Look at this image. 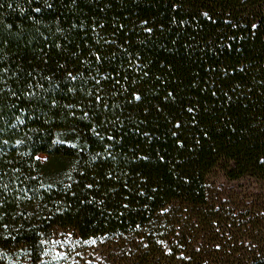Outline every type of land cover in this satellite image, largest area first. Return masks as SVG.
<instances>
[{"label": "trees", "instance_id": "1", "mask_svg": "<svg viewBox=\"0 0 264 264\" xmlns=\"http://www.w3.org/2000/svg\"><path fill=\"white\" fill-rule=\"evenodd\" d=\"M47 2L0 0V264H264V0Z\"/></svg>", "mask_w": 264, "mask_h": 264}, {"label": "snow or ice", "instance_id": "2", "mask_svg": "<svg viewBox=\"0 0 264 264\" xmlns=\"http://www.w3.org/2000/svg\"><path fill=\"white\" fill-rule=\"evenodd\" d=\"M28 2L31 3L32 0H28ZM73 3H75V0H73ZM45 5L48 8H51L52 7V4L48 3L47 0H45ZM0 6H2V5H0ZM9 7H11V5H9ZM179 7H180L179 4H173V8H179ZM40 10H41L40 8L34 9V11H36V12H39ZM202 15L205 16V17H207L209 20H211V17L209 16V13L208 12L205 11V12L202 13ZM141 23H142V25H147L148 21L145 20V21H142ZM181 23H183V21H181ZM258 27L259 26L256 23H253L251 25V28L252 29H258ZM143 30L145 32L149 33V34L152 33V31H153V29L151 27H144ZM57 46L59 47V45H57ZM101 59H102V57L100 55H95V60L97 62H99ZM132 67L135 70H137V71H142L143 77H147L150 74L147 70H144L145 66L143 64H141L139 61L136 64L132 65ZM169 67H171V66H169ZM212 71H215V69H212ZM68 76L72 80H75L77 78L71 72L68 73ZM123 78L124 79H128L127 76H124ZM92 79L95 81L96 89H95V92H93L92 90H89L88 95L93 97L92 103L99 102L103 106L104 112L106 113L107 110L109 109V104L107 102H105V100H104V96H105L106 93H105V89H104V85L102 84V81H108L110 79V77L107 76V75H104V76H102L100 78L92 77ZM156 79L159 80L160 77L157 76ZM119 83H120V79H115L114 80V85L115 84H119ZM133 83H135V81H133ZM69 91H72V89H69ZM125 91H127V89H125ZM113 94H115V93L113 92ZM212 95H216V93L213 92ZM225 95H227V93H225ZM142 98L143 97H142V94H141L140 90L137 89V90H134V91L131 92L130 98L126 102L128 104H132L133 102H139V101H141ZM169 98H171L173 100L176 99V97L174 96V93L172 91H168L167 92V95H166L165 99L167 100ZM52 104H53V106H55L56 101L53 100L52 101ZM68 107H71V106H68ZM113 107H120V105L115 104V105H113ZM186 111L188 113H192L194 111V108L192 106H189V107H187ZM96 115H97V113H93L92 114L93 117H95ZM17 119H19V117H17ZM82 119H90L89 113L88 112H84L83 113V116H82ZM117 120H119V117H117ZM20 122L23 123L22 120ZM45 123H47V121H45ZM92 124H93V126H92V128L90 130L93 131L97 136H99L100 133L96 131L97 125H96V121L94 119L92 121ZM99 124L106 127L108 124H113V121L109 120L106 115H103L102 114L101 115V118L99 120ZM173 127H174V129L179 130L182 127V124L180 123V121H177L173 125ZM176 130H173L171 132V136H173V137H177L178 136V132ZM137 131H139V129H137ZM143 135L144 136H148V133L145 132V133H143ZM205 135H206V133H205ZM107 139L108 140H112V139H114V136L113 135H109L107 137ZM59 142L60 143H69L68 141H59ZM4 143H7V141H4ZM16 143L19 144V143H21V141L18 140ZM177 143L179 144L180 147H183V143L179 139H177ZM70 146L73 147V148L77 147L76 144H70ZM109 155H111V153H109ZM159 158H160L161 161L164 160V157L163 156H160ZM35 159L40 160L41 157L36 156ZM44 159H47V157H44ZM137 159L147 160L148 159V156L147 155L138 156ZM109 175H111V174H109ZM86 187L87 188H92L93 185L92 184H87ZM153 191H155V189H153ZM143 194H144L143 192L140 193V195H143ZM72 195L74 196L75 193H72ZM87 202L88 203H92L91 200H89ZM81 203H84V201H81ZM99 203H103V201H100ZM0 207H3L2 202H0ZM123 207L124 208H127L128 207V204H124ZM165 211H167V210L165 209ZM0 219H3V214H0ZM3 227L4 228H7L8 225L5 224V225H3ZM137 227H139V225H137ZM68 235L71 236L72 234L69 233ZM87 242L88 241H85V243H87ZM91 242L94 244L96 241L93 239ZM45 243H48V241L41 240V244H45ZM217 247H219V245H217ZM168 251L171 252V249H169ZM44 254L47 255V251H45ZM59 256L61 258H67V254H65V253H60ZM38 259H39V257H38ZM184 259H190V257H184Z\"/></svg>", "mask_w": 264, "mask_h": 264}, {"label": "rangeland", "instance_id": "3", "mask_svg": "<svg viewBox=\"0 0 264 264\" xmlns=\"http://www.w3.org/2000/svg\"><path fill=\"white\" fill-rule=\"evenodd\" d=\"M214 187L219 190L221 193L224 194H236V195H243V193L246 191H249V189L252 187L251 181L248 180H240V181H224V180H218ZM57 239L53 242V253L58 258H61L59 256L60 253L67 254L70 249L67 247L68 244V234H65L64 232L60 231L57 235Z\"/></svg>", "mask_w": 264, "mask_h": 264}]
</instances>
